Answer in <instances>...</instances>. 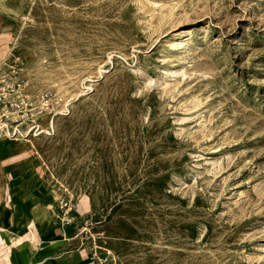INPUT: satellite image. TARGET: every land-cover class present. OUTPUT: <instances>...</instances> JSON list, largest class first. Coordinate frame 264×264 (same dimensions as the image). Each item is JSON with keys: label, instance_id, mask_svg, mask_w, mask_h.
<instances>
[{"label": "rangeland", "instance_id": "rangeland-1", "mask_svg": "<svg viewBox=\"0 0 264 264\" xmlns=\"http://www.w3.org/2000/svg\"><path fill=\"white\" fill-rule=\"evenodd\" d=\"M13 59L72 107L0 132V264L59 260L61 199L92 264H264V0H0ZM14 184L51 210L39 239Z\"/></svg>", "mask_w": 264, "mask_h": 264}, {"label": "built area", "instance_id": "built-area-1", "mask_svg": "<svg viewBox=\"0 0 264 264\" xmlns=\"http://www.w3.org/2000/svg\"><path fill=\"white\" fill-rule=\"evenodd\" d=\"M6 67V72H0V132L14 138L53 133L54 118L68 114L72 101L51 89L32 91L23 79L24 68L18 59ZM73 211L69 200L57 203L55 220L60 228L73 230Z\"/></svg>", "mask_w": 264, "mask_h": 264}, {"label": "crops", "instance_id": "crops-1", "mask_svg": "<svg viewBox=\"0 0 264 264\" xmlns=\"http://www.w3.org/2000/svg\"><path fill=\"white\" fill-rule=\"evenodd\" d=\"M15 185L16 184L10 186L7 189V198L9 199L11 204H14V206H16L13 218H16L19 215H22L23 220L26 223L25 225H29L30 228L35 225L34 218L36 217L39 220L45 221L46 218L48 217V214L50 213L49 211L51 210H49V208H46V206L42 203L43 199L42 198H40L42 200L38 199L40 203L33 205L30 209H27L24 206L26 212H28L30 215L28 216L26 215L22 207H17V204L20 203V204L25 205L29 201L31 194H27V195L17 197V198H10L9 196H10L11 189L15 187ZM56 207H57V204H55V206H53V209H52L54 215L56 213ZM50 225H51V221H50ZM51 227H52L51 237L49 239L50 243L53 245L54 249H57V248H61V249L59 251H54L53 253H51L45 258V259H54V260L59 259L58 261L54 263L49 262L45 264H92L90 260L87 259V252L84 249L77 248L74 244L70 243L69 240L68 241L59 240L62 236L68 238L67 233H71L70 230L64 231L62 228H60L57 225V222H55V226L51 225ZM34 232L37 235L35 229H34ZM72 253H76V254L70 255ZM23 254H24L23 255L24 264H32L33 263L32 261H35L37 264H43V262H41L35 255H33L32 253L29 254V252H26L25 247L23 250ZM65 256H68V257H65Z\"/></svg>", "mask_w": 264, "mask_h": 264}]
</instances>
